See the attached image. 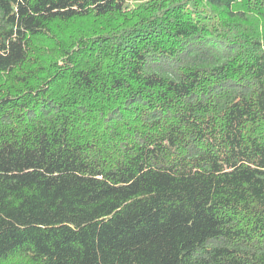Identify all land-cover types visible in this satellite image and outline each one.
Masks as SVG:
<instances>
[{"label": "trees", "instance_id": "trees-1", "mask_svg": "<svg viewBox=\"0 0 264 264\" xmlns=\"http://www.w3.org/2000/svg\"><path fill=\"white\" fill-rule=\"evenodd\" d=\"M0 264H264V0H0Z\"/></svg>", "mask_w": 264, "mask_h": 264}, {"label": "rangeland", "instance_id": "rangeland-1", "mask_svg": "<svg viewBox=\"0 0 264 264\" xmlns=\"http://www.w3.org/2000/svg\"><path fill=\"white\" fill-rule=\"evenodd\" d=\"M129 1L136 3V2L141 1V0H129Z\"/></svg>", "mask_w": 264, "mask_h": 264}]
</instances>
